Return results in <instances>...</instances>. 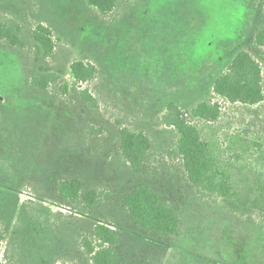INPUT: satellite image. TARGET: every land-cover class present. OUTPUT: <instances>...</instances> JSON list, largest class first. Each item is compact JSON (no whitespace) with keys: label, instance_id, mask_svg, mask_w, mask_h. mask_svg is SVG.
Here are the masks:
<instances>
[{"label":"rangeland","instance_id":"obj_1","mask_svg":"<svg viewBox=\"0 0 264 264\" xmlns=\"http://www.w3.org/2000/svg\"><path fill=\"white\" fill-rule=\"evenodd\" d=\"M263 8L264 0H133L102 15L86 0H0V20L18 24L25 39L37 25L51 31L54 50L46 61L65 71L60 83L72 84L74 62L95 66L96 76L79 86L97 101L91 109L57 86L35 94L25 85L34 69L29 41L22 51L0 43V184L19 198L0 264H89L73 225L87 232L96 222L121 232L125 264H264L259 221L233 215L189 186L176 134L161 121L169 102L188 116L197 103L216 102L215 122L191 120L202 139L219 145L227 159L264 172V100L232 105L211 87L246 51L261 67L264 94V48L254 43ZM122 129L150 142L138 174L121 155ZM235 136L242 143L229 149ZM73 177L82 196L100 193L90 216L81 215V203L64 207L57 196L58 181ZM139 184L176 208L183 224L178 238L157 243L136 235L121 202ZM27 202L34 212L21 207ZM21 234L36 238L24 242Z\"/></svg>","mask_w":264,"mask_h":264},{"label":"trees","instance_id":"obj_2","mask_svg":"<svg viewBox=\"0 0 264 264\" xmlns=\"http://www.w3.org/2000/svg\"><path fill=\"white\" fill-rule=\"evenodd\" d=\"M131 1L133 0H86V3L100 14L107 15L119 2ZM52 39L51 31L43 25H37L25 39L18 24L0 20V43L4 48L22 51L26 41L30 43L34 54V69L29 72L25 85L32 92L41 94L50 87L57 86L63 95L72 91L89 108H96L97 101L87 89L79 86L87 84L96 76L95 66L80 61L74 62L69 72L72 84L60 83V77L65 75V71L50 67L46 61L53 54ZM254 43L264 48V26L255 32ZM211 87L216 97L232 105L253 106L264 100L261 67L246 51H239L233 56L227 66L216 74ZM219 116L220 107L216 102L197 103L190 110L189 116L175 103L169 102L161 121L176 134L175 153L181 161L189 186L201 198L218 199L222 207L233 215L255 218L264 232V172L239 163L238 160L227 159L221 147L204 141L191 122H215ZM119 136L121 155L131 170L138 174L151 148L150 142L142 132L127 129L120 130ZM238 139L239 136L231 139L229 149L239 145V142L242 143V140L239 139L238 142ZM239 147L243 149L246 146L243 144ZM232 150L235 154L240 151L239 148ZM13 192L0 184V249L6 241V233L19 205V198ZM81 192V183L75 177L59 180L57 183L56 193L63 206L81 203L85 211L81 212V215L90 216L89 211L100 199V193L90 191L82 196ZM121 203L136 230V235L157 243L181 235L183 224L180 214L172 203L162 200L148 185H136L123 196ZM23 206L34 212L32 208L35 205L27 202L22 203L21 207ZM73 226L76 242L88 258L89 264H125L122 255L125 241L117 229L101 222L90 224L87 232L78 224ZM21 235L18 236L19 239L26 238V235ZM31 235H34V232ZM34 238L36 237L29 236L26 239Z\"/></svg>","mask_w":264,"mask_h":264}]
</instances>
